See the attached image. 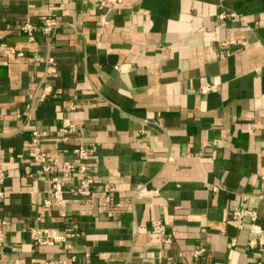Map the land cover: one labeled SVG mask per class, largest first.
<instances>
[{"label":"crops","instance_id":"1","mask_svg":"<svg viewBox=\"0 0 264 264\" xmlns=\"http://www.w3.org/2000/svg\"><path fill=\"white\" fill-rule=\"evenodd\" d=\"M49 15L60 22L52 35L39 29ZM24 22L37 27L39 60ZM3 45L24 56L0 49V160L9 192L0 264L64 256V244L32 240L35 225L80 233L71 240L72 264H264V254L245 247L250 220L240 229L230 219L239 206L264 216V0H0ZM213 81L219 89L203 93ZM46 84L56 96L39 101ZM64 117L78 132L63 149H96L89 167L97 189L89 203L47 208L48 177L25 145L34 128L56 136ZM106 184L117 188L112 204ZM142 188L157 191L137 196ZM155 218L172 242L151 240ZM199 245L207 252L195 258Z\"/></svg>","mask_w":264,"mask_h":264},{"label":"built area","instance_id":"2","mask_svg":"<svg viewBox=\"0 0 264 264\" xmlns=\"http://www.w3.org/2000/svg\"><path fill=\"white\" fill-rule=\"evenodd\" d=\"M112 5H116L124 2L125 0H107ZM234 16L235 13L229 14ZM228 16L227 13H223L221 17ZM60 22L56 16L49 15L43 20L42 26L39 28L47 35H52L56 32ZM21 31L24 32L30 42H32L34 53L33 57L37 60L40 59V47L36 41L37 27L32 22H24L21 26ZM230 42L223 41L220 43L222 49L227 50V46ZM0 49L7 50L9 53L15 54L19 57L24 56V51L18 50L14 47H7L3 45ZM229 52V51H226ZM54 62V58L47 57L46 60V73L45 77L50 73V66ZM44 77V78H45ZM219 89L218 82H208L201 86L203 93H209L217 91ZM49 96H56L54 93V87L51 84H46L42 94L39 96V101L46 100ZM28 116L31 117L33 110L35 109V101L31 102L28 106ZM77 108L75 103H72L69 107L70 111ZM78 132L77 123L71 117H64L60 125L58 126V134L52 135L48 130H40L37 128L32 129L31 138L25 145V148L30 152L31 163L40 166L42 172L47 175L50 188L49 196L45 199L44 205L49 208L55 202L58 206L64 209L69 203L76 200H80L82 203H89L92 201L93 195L96 192V178L94 173L89 167L90 157L96 153V149L92 146L85 144H77L69 150L63 149V145L71 143L72 137ZM53 142L54 150H44V144ZM9 161L14 162L15 156L13 149L10 148ZM67 155L71 156L68 157ZM24 173L27 177L33 178L34 173L31 168V164L24 166ZM7 173L2 160H0V248H2L8 240L7 221L3 217L4 202L9 195L6 189ZM214 190H218L217 186L213 187ZM117 188L113 184H106L103 187L105 194V201L108 204L113 203L114 194ZM155 190H148L142 188L136 191L137 196H145L147 194L155 193ZM112 215L113 213L110 212ZM230 219L240 229L246 227V220H250L248 228L253 233L252 238L245 243L246 248L258 250L264 254V226L261 221H264V216L261 217L256 209L248 208L245 206L235 207L230 215ZM29 234L32 240L38 245L46 244H64L67 251L61 258H47L46 264H72L77 261V256L71 251V240L74 237L79 236V232L74 228H65L62 231L45 225H35L29 228ZM151 240L159 241L163 243L172 242V238L168 235L167 225L160 218H155L151 221ZM234 246H239L240 243L237 239L233 240ZM207 252V247L203 245L196 246L193 255L195 258H200ZM173 264H177L173 262Z\"/></svg>","mask_w":264,"mask_h":264}]
</instances>
